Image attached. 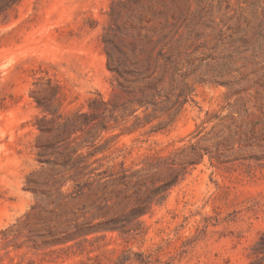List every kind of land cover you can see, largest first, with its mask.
Listing matches in <instances>:
<instances>
[{"label":"rangeland","instance_id":"obj_1","mask_svg":"<svg viewBox=\"0 0 264 264\" xmlns=\"http://www.w3.org/2000/svg\"><path fill=\"white\" fill-rule=\"evenodd\" d=\"M0 264H264V0H0Z\"/></svg>","mask_w":264,"mask_h":264},{"label":"trees","instance_id":"obj_2","mask_svg":"<svg viewBox=\"0 0 264 264\" xmlns=\"http://www.w3.org/2000/svg\"><path fill=\"white\" fill-rule=\"evenodd\" d=\"M118 72V71H117ZM120 72V71H119ZM120 75H121V72L119 73ZM136 216V213H134V214H132L131 216ZM126 222L127 223H129L130 221H128V220H121V221H118L117 223H114L115 225H112L111 227H109L110 228V230H119L121 233H123V234H126V233H128L129 231H127V230H125L124 228H125V224H126ZM260 245H261V242H260ZM123 257H124V255L122 256V255H120L119 256V260H121V259H123Z\"/></svg>","mask_w":264,"mask_h":264}]
</instances>
